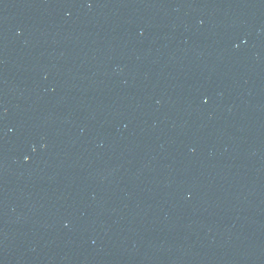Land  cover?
<instances>
[{
  "label": "water",
  "instance_id": "95a60500",
  "mask_svg": "<svg viewBox=\"0 0 264 264\" xmlns=\"http://www.w3.org/2000/svg\"><path fill=\"white\" fill-rule=\"evenodd\" d=\"M0 264H264V0H0Z\"/></svg>",
  "mask_w": 264,
  "mask_h": 264
}]
</instances>
